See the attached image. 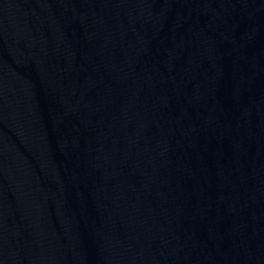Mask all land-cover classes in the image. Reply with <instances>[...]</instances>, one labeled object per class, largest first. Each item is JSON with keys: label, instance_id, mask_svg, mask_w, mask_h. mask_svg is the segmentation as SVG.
<instances>
[{"label": "water", "instance_id": "water-1", "mask_svg": "<svg viewBox=\"0 0 264 264\" xmlns=\"http://www.w3.org/2000/svg\"><path fill=\"white\" fill-rule=\"evenodd\" d=\"M0 264H264V0H0Z\"/></svg>", "mask_w": 264, "mask_h": 264}]
</instances>
